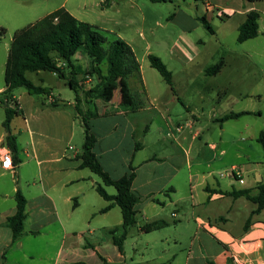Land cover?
<instances>
[{
    "label": "crops",
    "instance_id": "0c3cea01",
    "mask_svg": "<svg viewBox=\"0 0 264 264\" xmlns=\"http://www.w3.org/2000/svg\"><path fill=\"white\" fill-rule=\"evenodd\" d=\"M201 1L207 9H218L220 13L235 14L236 9H242L245 19L249 12H259L248 0ZM113 3L112 0V6ZM61 8L80 20L66 4L54 11ZM105 31L113 34L112 31ZM119 39L130 45L123 37ZM189 48L198 51L196 46L185 40L176 47L183 56H187ZM84 56L77 53L75 59L84 70H88L89 59L85 60ZM34 75L39 85L33 83L51 89V93L37 96L30 95L23 88L16 89L13 101L17 103L18 115L12 120L10 130L4 126L5 106L0 101V264H264V209L253 214L257 204L243 196L220 193L249 190L252 196H256L259 184L264 183V161L253 162L255 165L252 167L249 164L226 163L222 158L227 151L222 149L219 156L213 155L207 170H194L190 147L185 149L183 144L174 148L165 145L161 152L143 158L148 142L138 133L137 118L149 109L159 112L168 110L167 105L172 104L174 99L163 101L160 96L152 97L147 92L148 85L142 72L139 83L151 108L140 102L142 106L137 110L125 109L115 105L111 97L108 108L103 106V113L89 118L91 131L98 139L94 152L111 178L120 179L129 174L132 167L135 168L132 188L141 197L137 207L138 224L130 229L120 250L111 231L120 228L123 223L121 209L113 205L110 210L102 212L109 202L96 190L100 184L99 177L88 168L80 167L79 156L83 146L81 149L73 146L77 134H82L83 144L85 139L76 93L54 73L38 72ZM81 77H78L80 83L88 89L86 85L89 81L82 82ZM6 89L4 77L3 83H0V99ZM79 98V109L87 114L91 107L82 92H79ZM225 101L219 100L217 111H220L221 118L216 119L221 121L222 143L228 122L239 118L222 119L230 113L249 114L247 111H234L233 104L223 108ZM191 113L193 115V111ZM187 124L193 139L202 136L203 131L194 130V120ZM185 127L181 123L173 127L174 143L180 140L178 138ZM10 136L16 139V155L7 144ZM258 138L255 137L256 140ZM137 144H141L140 149H136ZM207 147L212 152L219 149L218 143H208ZM7 151L12 154V170L1 167L2 156ZM175 154L179 155V160ZM237 155L240 159L243 157L239 152ZM215 157L220 161L218 166L212 164ZM246 159L252 162L248 156ZM234 166L243 173L240 181L225 175ZM184 186L186 191H183ZM111 188L114 187H105L109 195H115ZM18 191L27 200V220L22 237L14 242L6 222L16 213L15 195ZM153 221H165L167 226L149 233L142 231L143 225ZM99 233L106 236L100 238ZM87 235L89 240H85ZM34 238L51 239L42 244L43 251L52 246L56 248L55 255L32 253L30 246Z\"/></svg>",
    "mask_w": 264,
    "mask_h": 264
},
{
    "label": "rangeland",
    "instance_id": "374dc122",
    "mask_svg": "<svg viewBox=\"0 0 264 264\" xmlns=\"http://www.w3.org/2000/svg\"><path fill=\"white\" fill-rule=\"evenodd\" d=\"M113 2V6L103 7L101 0H0V30H5L0 35V83L4 81V65L7 63L15 32L66 4L81 21L96 25L104 31H112L114 35L111 36L114 38L126 39L141 65V72L148 85L147 92L151 93L152 97L160 96L163 101L174 99L172 104L167 105L168 110L162 109L163 112H159L149 109L137 118L138 133L142 138L146 137L148 142L147 149L142 153L143 158L151 156L154 152H161L165 145L174 148L177 144H183L185 149L190 147L189 154L194 161V170H207L206 166L213 155L219 156L222 149L227 151V155L222 158L226 163L242 166L249 164L252 167L255 163L263 162L264 149L255 137L264 131V1L251 3L261 14L260 30L258 37L244 43L237 41L238 27L245 19L242 9H236L235 14L220 13L218 9H207L201 0H179V3L177 0L160 3H142L141 0L136 3L128 0ZM204 18L213 32L204 25ZM184 40L196 46L198 51L190 47V50L187 49V56H183L176 47ZM150 54L159 56L172 71L176 93L158 71L151 67L148 60ZM84 58L88 60L86 56ZM221 59L226 62L223 71L215 76L206 75L205 70ZM80 61L85 66L84 59L81 58ZM34 74H27V78L39 85ZM81 80L89 81L87 88L98 82L96 77L82 76ZM126 86L136 95L138 102L150 107L137 76L130 77L128 83L119 84L112 92L111 97L115 105L131 110L130 107L124 106V98L129 100L130 96L122 89L125 90ZM222 99H226L223 108L233 104L234 111L249 112L237 120L228 122L223 132V143L220 142L221 121H216L221 118L220 111L217 110L219 100ZM107 104L108 102L97 100L96 112L103 113V106L108 108ZM90 107L92 108L91 105ZM189 107L191 110H188ZM193 120L194 130L203 131L200 138L193 139L189 135L191 129L187 122ZM177 123L186 127L180 138L175 135L180 140L174 143L173 127ZM82 137V134H77L73 146L81 149ZM184 137L186 139H183ZM208 143H218V151H210ZM238 152L243 156L241 159L238 158ZM247 156L252 162H247ZM178 157L179 155L175 154V158ZM253 162L255 163L252 164ZM212 164L218 166L219 159L215 157ZM98 181L101 183L99 178ZM111 190L116 192L115 188ZM183 191H186L185 186ZM103 235L106 236L98 234L100 238ZM31 240L32 253L55 255V247L50 246L43 251L42 244L51 239ZM85 240H89L88 235ZM53 242L55 245V239Z\"/></svg>",
    "mask_w": 264,
    "mask_h": 264
},
{
    "label": "trees",
    "instance_id": "16d2710c",
    "mask_svg": "<svg viewBox=\"0 0 264 264\" xmlns=\"http://www.w3.org/2000/svg\"><path fill=\"white\" fill-rule=\"evenodd\" d=\"M154 3L166 2L167 0H150ZM256 3L263 0H248ZM112 0H104L103 7H109ZM261 15L258 11H251L247 14L243 24L238 28L237 41L244 43L254 39L259 34V19ZM204 25L212 31L206 18ZM5 32L0 30V35ZM213 32V31H212ZM77 53H83L89 59V68L84 70L75 59ZM152 68L158 71L164 81L175 92L173 73L164 61L154 54L148 56ZM226 62H220L206 70L207 75H217L222 71ZM105 67V68H104ZM49 72L54 73L58 79H62L76 93L78 113L82 115L85 129V139L83 150L79 156L81 168H88L96 174L102 181L97 185L99 195L109 202V205L102 209V212L110 210L113 205L120 207L123 223L120 228L111 231L114 243L120 250L123 249L124 242L131 228L138 224V204L141 197L134 192L132 186L136 177L135 168H131L129 174L120 179H112L101 165L94 152L97 137L91 131L90 116L98 115L96 112V101L109 102L111 94L121 83H128L130 77H141V66L130 45L119 38H114L111 33L101 30L98 27L84 21L78 20L65 8H61L45 16L37 22L15 32L9 50L8 60L5 69L6 91L2 94L1 103L5 106L4 126L10 130L12 120L18 115L17 103L13 101V92L18 88L25 89L30 95H50L51 89L37 86L27 78L29 73ZM96 77L98 82L91 88L84 89L78 77ZM128 85V84H126ZM123 91L129 93V100L125 99L124 106L131 109H139L142 106L134 94L126 86ZM130 91V92H129ZM79 92H82L89 105L90 112L83 113L79 109L81 99ZM125 96V94H124ZM247 114L230 113L222 121L237 119ZM258 141L264 149V131L259 135ZM7 144L11 152L17 154V143L13 136L7 138ZM141 144H137L136 149H140ZM112 186L116 189L115 195H109L105 189ZM259 192L252 196L249 190L233 191L231 193L220 192L234 197H246L257 204L253 214L260 213L264 209V183L259 184ZM16 213L7 219L6 225L13 234V241L18 242L22 237L27 220V200L18 191L15 195ZM249 223V222H248ZM167 226L165 221H153L141 227L142 231L149 233L160 230ZM248 225H246V229ZM213 264V263H210Z\"/></svg>",
    "mask_w": 264,
    "mask_h": 264
},
{
    "label": "built area",
    "instance_id": "2783aa9c",
    "mask_svg": "<svg viewBox=\"0 0 264 264\" xmlns=\"http://www.w3.org/2000/svg\"><path fill=\"white\" fill-rule=\"evenodd\" d=\"M1 167L6 170H12L14 167L13 164V158L12 154L7 151L3 154L2 159H1ZM226 176H229L236 181H240L243 177V173L239 170L238 167H232L229 171L225 173Z\"/></svg>",
    "mask_w": 264,
    "mask_h": 264
}]
</instances>
